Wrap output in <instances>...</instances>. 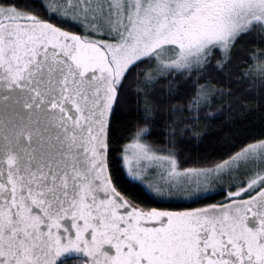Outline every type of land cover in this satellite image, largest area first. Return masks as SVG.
Listing matches in <instances>:
<instances>
[{"label": "snow or ice", "instance_id": "snow-or-ice-1", "mask_svg": "<svg viewBox=\"0 0 264 264\" xmlns=\"http://www.w3.org/2000/svg\"><path fill=\"white\" fill-rule=\"evenodd\" d=\"M0 264H264V0H0Z\"/></svg>", "mask_w": 264, "mask_h": 264}, {"label": "trees", "instance_id": "trees-1", "mask_svg": "<svg viewBox=\"0 0 264 264\" xmlns=\"http://www.w3.org/2000/svg\"><path fill=\"white\" fill-rule=\"evenodd\" d=\"M256 134H258V130L253 132V135H256ZM244 142H247V141H240V140L235 141L234 143L231 144V150L233 151L238 150L239 147H241Z\"/></svg>", "mask_w": 264, "mask_h": 264}]
</instances>
